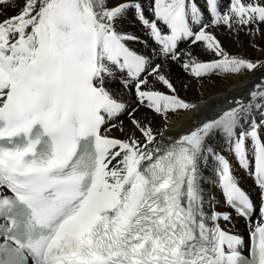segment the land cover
<instances>
[{
  "label": "snow or ice",
  "instance_id": "1",
  "mask_svg": "<svg viewBox=\"0 0 264 264\" xmlns=\"http://www.w3.org/2000/svg\"><path fill=\"white\" fill-rule=\"evenodd\" d=\"M147 7L152 20L140 0H24L18 14L0 21V264H264V77L247 99L158 143L150 122L136 117L140 107L167 120L168 112L197 106L174 94L161 63L127 47L136 37L115 28L134 11L164 61L182 62L198 79L239 74L264 62L230 55L209 29L253 35L264 24V3L230 0L221 11L220 0H205L208 22L195 0ZM183 41L202 43L218 59L178 50ZM116 72H126L123 88L134 91L131 110L106 87ZM149 77L173 94L155 90ZM124 114L143 141L109 135L124 131ZM217 135L259 189L250 256L242 254V237L220 226L232 213L215 210L204 188L211 165L225 204L244 218L256 211L230 161L209 143Z\"/></svg>",
  "mask_w": 264,
  "mask_h": 264
},
{
  "label": "bare ground",
  "instance_id": "2",
  "mask_svg": "<svg viewBox=\"0 0 264 264\" xmlns=\"http://www.w3.org/2000/svg\"><path fill=\"white\" fill-rule=\"evenodd\" d=\"M122 2V0H110L111 4ZM264 3V0H260ZM24 0H14V4L0 5V21L18 14ZM18 11V12H17ZM249 27L255 28V25ZM259 31L250 35L245 28L239 32H229L227 29H213L212 32L220 41L224 50L232 56L242 57L250 61L264 62V24H259ZM115 28L122 34L128 33L129 29L136 30L137 25L131 17L126 14L122 19L116 21ZM199 60L218 58L207 52L203 44H196L188 49ZM164 74L175 87V95L179 98L195 104L197 107L193 110H178L177 112H168L167 120L165 117L156 114L146 108H139L135 113L136 117L144 123H149L155 133H157V142L167 144L180 134L189 129L196 128L204 121L213 119L223 111L233 107L230 101L237 98L247 99L254 85L264 77V67L254 70H243L239 74H213L209 77L196 79L191 77L180 66L179 62H166L163 64ZM153 87L170 92V90L160 82L151 80ZM112 91L121 92L120 88L112 87ZM171 93V92H170ZM173 94V93H172ZM124 131L119 127L111 130V135L126 139L128 135L135 134L141 141L144 137L140 131L136 130L131 123L130 118L122 120ZM163 131V136L159 135ZM171 138V140L169 139ZM221 136L217 135L209 143L216 148H222ZM219 139H221L219 141ZM213 172L211 165L205 171V178L210 183L205 184L206 193L215 197L213 189Z\"/></svg>",
  "mask_w": 264,
  "mask_h": 264
},
{
  "label": "rangeland",
  "instance_id": "3",
  "mask_svg": "<svg viewBox=\"0 0 264 264\" xmlns=\"http://www.w3.org/2000/svg\"><path fill=\"white\" fill-rule=\"evenodd\" d=\"M22 5H23V4H22ZM22 5H21V6H22ZM17 12H18V11H17ZM237 99H238V98H237Z\"/></svg>",
  "mask_w": 264,
  "mask_h": 264
}]
</instances>
